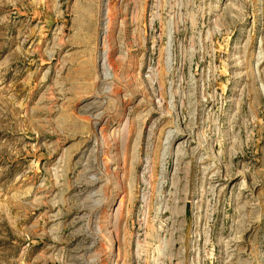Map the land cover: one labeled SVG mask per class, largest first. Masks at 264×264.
<instances>
[{
  "label": "rangeland",
  "instance_id": "1",
  "mask_svg": "<svg viewBox=\"0 0 264 264\" xmlns=\"http://www.w3.org/2000/svg\"><path fill=\"white\" fill-rule=\"evenodd\" d=\"M0 264H264V0H0Z\"/></svg>",
  "mask_w": 264,
  "mask_h": 264
}]
</instances>
